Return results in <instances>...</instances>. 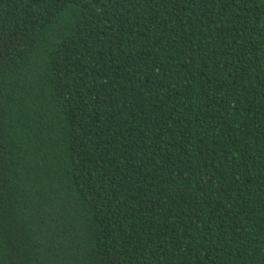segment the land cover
Here are the masks:
<instances>
[{
    "label": "trees",
    "instance_id": "1",
    "mask_svg": "<svg viewBox=\"0 0 264 264\" xmlns=\"http://www.w3.org/2000/svg\"><path fill=\"white\" fill-rule=\"evenodd\" d=\"M0 264H264V0H0Z\"/></svg>",
    "mask_w": 264,
    "mask_h": 264
}]
</instances>
